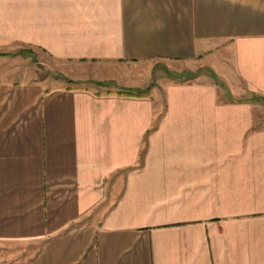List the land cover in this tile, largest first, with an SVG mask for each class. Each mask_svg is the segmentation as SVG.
<instances>
[{"label": "crops", "instance_id": "crops-1", "mask_svg": "<svg viewBox=\"0 0 264 264\" xmlns=\"http://www.w3.org/2000/svg\"><path fill=\"white\" fill-rule=\"evenodd\" d=\"M0 51V264H264L252 105L121 82L169 61L264 94V0H0Z\"/></svg>", "mask_w": 264, "mask_h": 264}, {"label": "rangeland", "instance_id": "rangeland-1", "mask_svg": "<svg viewBox=\"0 0 264 264\" xmlns=\"http://www.w3.org/2000/svg\"><path fill=\"white\" fill-rule=\"evenodd\" d=\"M19 52L21 53L20 56H23L28 60L32 68L36 73H39L42 79L51 76L53 81H65L70 84L71 81L69 82V78L65 75V71H63L67 64L63 63L61 60L51 59L42 56V54H36V51L29 48L22 49ZM8 53L9 54L0 51V73L4 69L6 70V68H11L13 66L12 63L18 64L19 62H23L20 58H18V61L15 60L14 62V59H10V57H13V55H11L13 53ZM223 53L224 52H222V54ZM145 66L143 67L144 70L138 71L136 75H129V83H126L124 79H122V84L137 86V88H135V93H141L144 95L154 92L158 88L162 93L164 86L168 83L194 82L199 78L212 81L217 84L221 101H241L250 103L253 107L252 111L254 115V123L252 124V127L254 129L264 127V94L248 89L245 84L241 86L238 83H235V80L232 77H229L227 73L222 74L220 71H212L209 66L205 65L189 67L184 64L182 65L180 63L169 61H157L151 64H146ZM27 70V66H24L20 70L16 69L10 72V74L11 77H15L19 72H26ZM236 89H241L242 91L237 92Z\"/></svg>", "mask_w": 264, "mask_h": 264}, {"label": "trees", "instance_id": "trees-1", "mask_svg": "<svg viewBox=\"0 0 264 264\" xmlns=\"http://www.w3.org/2000/svg\"><path fill=\"white\" fill-rule=\"evenodd\" d=\"M96 84H98V85H103L104 83L103 82H96ZM129 94V93H128ZM130 94H132V93H130ZM137 96H141L142 94L141 93H135ZM238 102H240V101H238ZM237 103V102H236Z\"/></svg>", "mask_w": 264, "mask_h": 264}]
</instances>
